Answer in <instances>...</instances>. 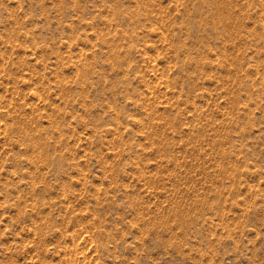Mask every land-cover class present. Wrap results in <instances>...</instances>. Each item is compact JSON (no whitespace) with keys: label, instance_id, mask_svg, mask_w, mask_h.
<instances>
[{"label":"rangeland","instance_id":"1","mask_svg":"<svg viewBox=\"0 0 264 264\" xmlns=\"http://www.w3.org/2000/svg\"><path fill=\"white\" fill-rule=\"evenodd\" d=\"M0 264H264V0H0Z\"/></svg>","mask_w":264,"mask_h":264}]
</instances>
